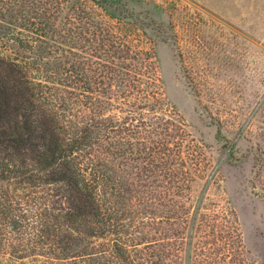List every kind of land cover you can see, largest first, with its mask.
Returning a JSON list of instances; mask_svg holds the SVG:
<instances>
[{"label": "trees", "instance_id": "trees-1", "mask_svg": "<svg viewBox=\"0 0 264 264\" xmlns=\"http://www.w3.org/2000/svg\"><path fill=\"white\" fill-rule=\"evenodd\" d=\"M110 19L86 0H0L1 259L5 242L37 246L28 229L47 239L43 217L58 212L62 264L87 262L90 228L116 229V264H186L155 213L180 204L187 181L156 52ZM232 232L203 257L194 245L187 264H264Z\"/></svg>", "mask_w": 264, "mask_h": 264}, {"label": "rangeland", "instance_id": "rangeland-1", "mask_svg": "<svg viewBox=\"0 0 264 264\" xmlns=\"http://www.w3.org/2000/svg\"><path fill=\"white\" fill-rule=\"evenodd\" d=\"M86 1L134 46L156 52L171 106L165 110L174 136L169 140L182 144L176 162L187 171L186 189L177 190L183 198H173L180 204L155 211L172 253L187 264L194 245L203 257L208 242L232 230L235 240L242 236L255 256H264V0ZM26 187L34 194L42 188ZM59 214L43 217L51 226L47 239L26 230L37 245L30 243L27 252L5 242L0 264H62ZM198 223L207 229H192ZM88 230L90 256L81 264H116V229ZM135 263L143 264L138 258Z\"/></svg>", "mask_w": 264, "mask_h": 264}]
</instances>
